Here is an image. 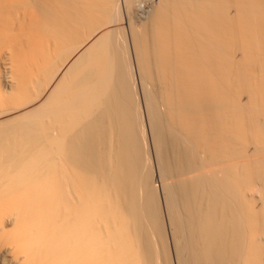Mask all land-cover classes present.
Here are the masks:
<instances>
[{
    "label": "bare ground",
    "instance_id": "6f19581e",
    "mask_svg": "<svg viewBox=\"0 0 264 264\" xmlns=\"http://www.w3.org/2000/svg\"><path fill=\"white\" fill-rule=\"evenodd\" d=\"M138 1L0 0V264H264V0Z\"/></svg>",
    "mask_w": 264,
    "mask_h": 264
},
{
    "label": "rangeland",
    "instance_id": "374dc122",
    "mask_svg": "<svg viewBox=\"0 0 264 264\" xmlns=\"http://www.w3.org/2000/svg\"><path fill=\"white\" fill-rule=\"evenodd\" d=\"M154 4V0L138 1V4L135 9H133V11L129 13L133 21L135 23H140V20H143L151 12Z\"/></svg>",
    "mask_w": 264,
    "mask_h": 264
}]
</instances>
